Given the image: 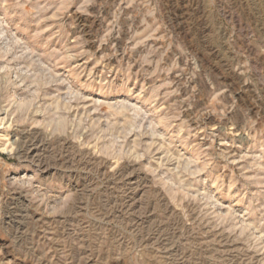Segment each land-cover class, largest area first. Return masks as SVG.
Masks as SVG:
<instances>
[{
    "label": "rangeland",
    "instance_id": "obj_1",
    "mask_svg": "<svg viewBox=\"0 0 264 264\" xmlns=\"http://www.w3.org/2000/svg\"><path fill=\"white\" fill-rule=\"evenodd\" d=\"M0 264H264V0H0Z\"/></svg>",
    "mask_w": 264,
    "mask_h": 264
},
{
    "label": "bare ground",
    "instance_id": "obj_2",
    "mask_svg": "<svg viewBox=\"0 0 264 264\" xmlns=\"http://www.w3.org/2000/svg\"><path fill=\"white\" fill-rule=\"evenodd\" d=\"M120 109V108H119ZM121 110H122V108H121ZM124 111V110H123ZM121 113H123L122 111H121ZM119 114V113H118ZM45 167V166H44Z\"/></svg>",
    "mask_w": 264,
    "mask_h": 264
}]
</instances>
